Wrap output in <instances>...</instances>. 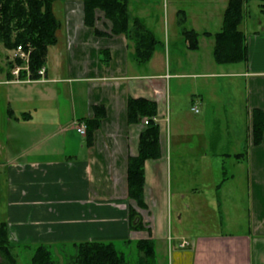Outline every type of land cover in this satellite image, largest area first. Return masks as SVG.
Listing matches in <instances>:
<instances>
[{"label":"crops","instance_id":"crops-1","mask_svg":"<svg viewBox=\"0 0 264 264\" xmlns=\"http://www.w3.org/2000/svg\"><path fill=\"white\" fill-rule=\"evenodd\" d=\"M215 2L218 0H206L207 4ZM250 2H256L258 13L247 7ZM57 5L55 13L60 14L57 18L61 27L56 33L57 42L48 47L42 81L15 83L12 75L15 63L10 51L5 49L9 56L0 60V224L7 226L11 240L28 242L26 238H31L30 242L42 243L67 240L74 246L86 241L130 242L133 238L148 237L154 242L155 254L160 253L162 259L169 238L165 226L174 179L180 210L192 206L201 210L203 203L208 202L224 216L235 218L237 225L242 222L245 225L243 231L234 233L219 232L190 239L179 236L174 247L176 261L264 264V136L258 143L252 139V111L264 112L261 1H245L247 9L243 11L239 29L245 36L247 59L231 64L214 61L216 66L211 73L197 70V59L191 58L175 60L174 68L171 63L167 66L157 47L149 61L138 63L132 58L133 44L123 34L113 35L111 23L99 12H96L94 27H88L84 23L81 0L62 1ZM226 6L227 0L223 13ZM215 8L209 5L208 13ZM138 10L145 12L146 8L139 6ZM129 13L131 18H139L146 25L143 17L130 12V2ZM180 14L185 16L184 23L178 19ZM172 21L177 26L182 48L190 53L200 50L202 36L213 38L204 35L209 31L201 30L194 16L188 27L184 10H175ZM222 21L223 14L219 21L221 27ZM183 29L199 33L197 50L187 47ZM177 41L172 40L175 44ZM214 44L215 41L213 47ZM184 63L192 69H183ZM206 77L231 79L228 97L211 92L206 100L209 107L222 106L231 119L236 113L235 83L238 81L242 90L243 125L237 128L235 118L230 119L231 124L223 134L196 142L210 149V156L204 151L188 158L183 156L180 146L172 150L171 140L167 138L164 118L168 104L169 110L172 107L170 86L183 80H190L193 85L183 102L178 99L175 113L194 112L192 108L198 106L203 112L206 103L203 93L196 89V82ZM220 95L224 96L222 102ZM130 98H144L157 105L154 118L159 126L160 156L145 161V209H138L143 222H148L151 228L150 236L146 230L133 231L130 226L127 161L137 155L139 135L145 129L144 118L138 123L128 122ZM96 107L100 108L101 118L88 139L86 134H78L76 124L93 119ZM197 110L194 113H199ZM190 135L177 133L175 144L186 145ZM184 162L200 165L188 167L193 172L184 177L180 171ZM210 175L206 185L203 180ZM182 177L190 178L193 183L188 189L183 188ZM204 194L212 197H199ZM221 224H224L223 217ZM145 231L140 237L139 233ZM182 240L189 243L186 248L179 247Z\"/></svg>","mask_w":264,"mask_h":264},{"label":"trees","instance_id":"trees-1","mask_svg":"<svg viewBox=\"0 0 264 264\" xmlns=\"http://www.w3.org/2000/svg\"><path fill=\"white\" fill-rule=\"evenodd\" d=\"M66 0H0V45L6 50L18 46L31 48L29 57L30 78H39L37 71L45 65L48 47L57 42V31L60 22L53 11V4ZM83 4L84 23L94 27L96 12H102L105 19L111 23L113 35L123 34L133 44L132 58L138 63H146L152 57L159 44L155 34L139 19L131 18L129 13L130 0H81ZM246 0H227L223 13L221 29L205 36L213 37L215 44L212 55L217 64H231L247 59L245 36L239 26L243 21L244 4ZM261 1V11L264 13V0ZM180 23L185 16L180 14ZM96 34H99L95 30ZM182 34L190 50L198 49V36L194 30L183 29ZM16 64H22L16 60ZM11 65V64H10ZM13 65V64H12ZM26 73L21 71V78ZM100 108L94 110L95 117L83 120L86 123V136L92 137L99 126ZM157 115L156 103L144 98L128 99L127 118L129 123H138L147 119L145 129L139 135L138 153L127 161V199L129 201L130 226L133 231L146 230L150 236L151 228L148 222H143L138 209L144 208V187L146 160H155L159 153V126L153 119ZM264 136V112L258 109L252 111V139L258 143ZM139 254L137 264H156L155 246L151 238H141L135 243ZM9 231L5 224H0V252L10 263L15 260L11 254ZM75 253L68 264H128L126 256L113 242L86 241L74 244ZM32 264H54L51 250L45 244L36 246L33 251Z\"/></svg>","mask_w":264,"mask_h":264},{"label":"rangeland","instance_id":"rangeland-1","mask_svg":"<svg viewBox=\"0 0 264 264\" xmlns=\"http://www.w3.org/2000/svg\"><path fill=\"white\" fill-rule=\"evenodd\" d=\"M68 1V0H66ZM57 1L53 4V11L55 13V9L57 10ZM141 8H146L145 12H140L138 10L139 6ZM145 5V6H144ZM214 7L212 9V13H208V6ZM226 5V0L224 2H218L207 4L206 0H131L130 1V12L133 15L141 16L144 18L146 25L154 31L156 37L160 40L161 43L158 44L157 50L161 52L164 58V62L171 63L172 68H174V61L177 59L187 61L191 59H197L196 69L201 71L202 73H211L215 68V63L212 56V48L214 43V38H200V50L196 53L186 51L182 48V44L180 43V38L177 36V26L172 21V17L174 16L175 10H184L188 15L187 24L188 27H191L193 16L195 17L196 24L200 27L201 30L206 29L211 33H215L220 30L221 25L219 21H221V17L223 14V9ZM247 7L254 11V13H258L256 2H250ZM244 4V13L247 9ZM59 13H55L56 17ZM102 16L103 13L99 12ZM60 15V14H59ZM193 15V16H192ZM179 19V18H178ZM59 20V19H58ZM60 22V21H59ZM61 27V23H60ZM59 27V28H60ZM169 30V36H168ZM170 39V44L168 40ZM177 39V43L175 44L172 40ZM2 45H0V60H6L9 55L7 51H4ZM10 51V58L13 55V50ZM6 56H3V54ZM159 53H156V58ZM14 61V60H13ZM15 62V61H14ZM183 69L190 70L192 69L188 64L183 65ZM228 80L227 78H219V79H211V78H201L196 82V89L201 91L203 94V102L206 103L208 97H210L211 92H220L222 94H229L228 90ZM235 106L236 113L234 116L235 125L237 128H240L243 125L244 113H243V99H242V90L238 84V81L235 83ZM193 85L190 80H183L182 83L176 84L174 82L171 83L170 86V96H171V109L169 110L168 104V114L164 119L167 123V138L171 140V148L175 150L180 146V151L184 155H187L188 158L196 157L201 155L204 151L208 156L211 155L208 148L202 147L200 144H196V142L202 139H214L216 135L223 134L225 127L231 124L230 119L225 113L224 109L220 105H212L209 107L207 103L204 105L203 112L199 113L188 112L187 114H177L175 113L176 104L179 102V98L183 102L185 95L192 89ZM227 92V93H225ZM231 92V90H230ZM222 96L220 95L219 101L222 102ZM190 97V96H189ZM224 97V96H223ZM169 98V95H168ZM218 102V100H217ZM205 118V119H204ZM231 119V120H233ZM233 121V122H234ZM191 134L189 137V142L186 145L183 144H175L174 136L176 134ZM184 138H187L184 137ZM224 151H227L224 150ZM174 165V164H173ZM195 162H184L183 170L181 175L189 176L191 174V170H188V167H197ZM174 174V170H173ZM183 188H189L191 184L190 178L183 179ZM211 175L207 176V180H203L206 185L210 182ZM221 180V178H216ZM216 180V181H218ZM213 181V180H211ZM211 189L206 188V191ZM177 188L173 179V189L171 195V206L169 207V218L167 224L165 226L166 237H171L172 241L169 244V241H166L165 252L160 259V253L156 254V264H189L187 260H182V262H178L175 260L174 255V247L179 242L178 237L182 236L185 238H193L197 235H207L213 233H228V232H238L243 231L245 229L244 223H240V226L237 225L234 220L235 218L228 216H224L222 211L218 210L212 203L204 202L201 206V210L194 209L193 206L190 208H182L180 210V205L178 204L179 195L177 194ZM200 198L208 199L212 197L211 195L204 194L200 195ZM145 214V212H142ZM146 215V214H145ZM181 215V218L180 216ZM224 219V224H221V219ZM145 232H140V237L145 235ZM169 235V236H168ZM177 238V239H176ZM28 242H15L14 239L11 240L9 235V241L11 248V254L14 257V264H32L33 251L36 246L40 244H45L51 250L52 258L54 260V264H68L70 257H72L75 253L74 246L72 243L67 240H63L59 243H42V242H30L31 238H26ZM136 238L131 239L130 242H124L121 240L113 242L115 246L119 249V251L123 252L126 256V260L128 264H137L138 252L135 247ZM168 242V243H167ZM170 246H169V245ZM0 264H10L1 254L0 252Z\"/></svg>","mask_w":264,"mask_h":264},{"label":"built area","instance_id":"built-area-1","mask_svg":"<svg viewBox=\"0 0 264 264\" xmlns=\"http://www.w3.org/2000/svg\"><path fill=\"white\" fill-rule=\"evenodd\" d=\"M31 53V48L24 49L21 46H18L15 48L12 52L13 55V60H20L22 64H16L13 69H12V75L14 76V82L15 83H29L34 81L33 79L30 78V70H29V57ZM21 71H24L26 73L25 78H21ZM46 73V68L45 66H42L39 68L37 71V74L39 78L37 80H43L45 77ZM192 110L194 112H197L198 110L196 107H193ZM155 120V118H153ZM143 123L146 125L147 119H143ZM76 124V123H75ZM76 131L78 132L79 135L85 136L86 134V123L84 121L77 122L76 124ZM169 243L171 242V238H168ZM189 245V243L186 240H182V242L179 244L180 248H186Z\"/></svg>","mask_w":264,"mask_h":264}]
</instances>
